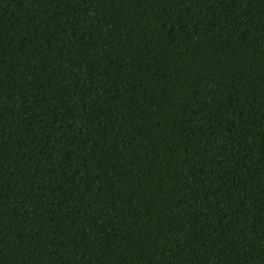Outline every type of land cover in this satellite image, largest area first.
Wrapping results in <instances>:
<instances>
[{
	"label": "trees",
	"instance_id": "1",
	"mask_svg": "<svg viewBox=\"0 0 264 264\" xmlns=\"http://www.w3.org/2000/svg\"><path fill=\"white\" fill-rule=\"evenodd\" d=\"M0 264H264V0H0Z\"/></svg>",
	"mask_w": 264,
	"mask_h": 264
}]
</instances>
